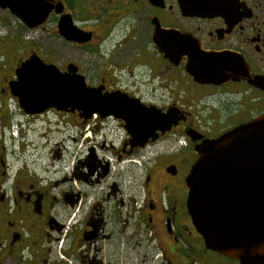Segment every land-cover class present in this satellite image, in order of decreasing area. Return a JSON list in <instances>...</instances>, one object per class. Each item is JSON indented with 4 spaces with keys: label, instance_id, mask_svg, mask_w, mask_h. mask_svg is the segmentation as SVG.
Listing matches in <instances>:
<instances>
[{
    "label": "flooded vegetation",
    "instance_id": "af4514ba",
    "mask_svg": "<svg viewBox=\"0 0 264 264\" xmlns=\"http://www.w3.org/2000/svg\"><path fill=\"white\" fill-rule=\"evenodd\" d=\"M2 1H13V8L0 3V38H13L15 63L0 72V264H240L206 249L187 209V178L197 145L264 115V0H37L34 9L35 0ZM46 15L35 28L22 19ZM54 39L76 54L58 61ZM197 55L222 59L224 76L201 83L190 75ZM34 56L175 114L177 123L141 147L118 119L126 130L122 146L93 136L81 157L74 134L84 122L75 111L64 113L61 130L35 132L33 151L13 146L4 138L15 119L10 83ZM140 164V181L126 184Z\"/></svg>",
    "mask_w": 264,
    "mask_h": 264
},
{
    "label": "water",
    "instance_id": "95a60500",
    "mask_svg": "<svg viewBox=\"0 0 264 264\" xmlns=\"http://www.w3.org/2000/svg\"><path fill=\"white\" fill-rule=\"evenodd\" d=\"M0 3L13 8V1ZM46 17L22 19L35 28ZM65 39L83 43L89 38ZM224 67L220 58L197 55L190 58L187 70L201 83H210L224 76ZM16 75L17 80L10 83L11 94L25 114L37 116L55 109L79 111L85 121L96 114L102 119L113 116L125 122L133 146L155 141L159 131L166 133L178 120L175 114L162 115L121 93L91 87L76 71L64 73L36 56ZM195 151L199 158L187 178V209L206 249L240 264H264V115L216 139L204 140Z\"/></svg>",
    "mask_w": 264,
    "mask_h": 264
},
{
    "label": "rangeland",
    "instance_id": "374dc122",
    "mask_svg": "<svg viewBox=\"0 0 264 264\" xmlns=\"http://www.w3.org/2000/svg\"><path fill=\"white\" fill-rule=\"evenodd\" d=\"M24 33H25V31H23V36H24ZM36 34H37L36 36H38V33H36ZM0 39H3V41H4L3 44L5 45V48L3 50L4 54L3 55H0V66H3V67L7 66V68L5 70L0 69V72L7 73L9 71V69H8L9 66L14 65V63H15V60H14V50H13V48H14L13 46H14L15 43L13 41V38H0ZM24 39L25 38H22V40H24ZM35 40L38 42L39 46H43L44 49H47V48H49L51 46V44H50V42H49V40L47 38H35ZM52 46H53V48L55 50H57L59 52V58H58L59 60L58 61H60V57L61 56H63V57H65V55L74 56L76 54V50H74V48L63 46L60 40L54 39V41L52 43ZM44 54H45V51H44ZM91 78H92V75L90 76L89 79H91ZM7 106L9 107V102H8V105ZM18 120L20 122H26V120L22 116H20L18 118ZM11 129L5 130L4 138L5 137L8 138L9 139V142L13 146L14 145L16 147H18V146L24 147L25 146L26 149H27V151H28V153L31 152V151H33V150H31V147L28 146V144L30 143V141L33 138H37L38 137V134H35V132L32 131L30 133L25 134V136H27L25 138H27V139H24L23 138V141L20 140V139L19 140H15V138L13 137V133L14 132ZM94 130H95L96 133H100L101 136L99 137V139H101L102 137H104L103 140H102V142H106L108 144H110V143L113 142L116 147L119 146L121 140L124 138V133L122 131H119L115 127V123H110L107 126V129H104L101 126H97V127H95ZM14 135H16V133H14ZM57 135H59V134H57V133L56 134H52V136H57ZM25 140H27V142ZM172 140L173 139L168 138V139L162 141L161 143H159L157 146H155V148L156 147L157 148H160L162 146L165 147V146L169 145ZM24 142H26L27 145ZM81 146H82V142L79 144V148ZM153 149H154V146H153ZM34 153H35V155H37V152H34ZM30 154H28V155H30ZM149 155L151 156V153H149ZM136 159H137L136 161H141V158H139V157H136ZM128 162H129L128 158H125L122 161V163L124 164V166H126ZM142 173L143 172H142L141 164L140 165H137V166H131V169H130L129 173L126 174L127 177L125 178L124 182L129 185L134 180V178H136L138 181H140V174H142ZM149 243H150L149 244V246H150L149 251H153V249H154L153 248L154 243L151 242V241ZM149 264H154V262H152L151 260H149Z\"/></svg>",
    "mask_w": 264,
    "mask_h": 264
},
{
    "label": "built area",
    "instance_id": "2783aa9c",
    "mask_svg": "<svg viewBox=\"0 0 264 264\" xmlns=\"http://www.w3.org/2000/svg\"><path fill=\"white\" fill-rule=\"evenodd\" d=\"M10 107H11V108L13 109V111H15L16 113L19 112V109H17V107H16L15 102L13 101V99L10 100ZM42 118L49 119V120H51V121H55V120L58 119V118H56L54 115H52V114H50V113L47 114V116H43ZM95 119H96V117H95ZM110 123H115V121H113V120L110 118V119L107 120L106 122L101 123V127L104 128V129H107V126H108ZM23 127H25V126H24V125L21 126L19 122H18V123H15V124L13 125V127H12V131H13L14 133H16V135H14V133H13V137H14L15 139H19V138H20V132H21V130H22ZM91 127H93V124L87 126L88 134H90V128H91ZM115 127H116V126H115ZM122 141H123V139L121 140L119 146L121 145ZM112 145L115 146V144H114L113 142H112ZM81 147H82V146H81ZM81 147H80V148H81Z\"/></svg>",
    "mask_w": 264,
    "mask_h": 264
}]
</instances>
